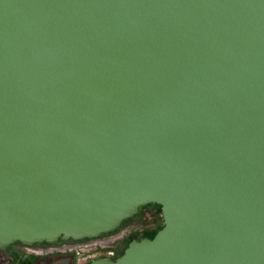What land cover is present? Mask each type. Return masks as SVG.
I'll list each match as a JSON object with an SVG mask.
<instances>
[{
    "label": "water",
    "instance_id": "1",
    "mask_svg": "<svg viewBox=\"0 0 264 264\" xmlns=\"http://www.w3.org/2000/svg\"><path fill=\"white\" fill-rule=\"evenodd\" d=\"M151 202L90 264H264V0H0V245Z\"/></svg>",
    "mask_w": 264,
    "mask_h": 264
},
{
    "label": "flooded vegetation",
    "instance_id": "2",
    "mask_svg": "<svg viewBox=\"0 0 264 264\" xmlns=\"http://www.w3.org/2000/svg\"><path fill=\"white\" fill-rule=\"evenodd\" d=\"M153 205H159V203L144 204L138 212L143 207ZM123 222L118 227L122 226ZM164 224L163 216L158 225L133 226L126 233L139 232V235H133L130 242L144 237H153ZM101 234L80 238L61 236L53 241L44 240L33 243L16 240L6 246L0 245V264H90L99 258L117 259L124 253L126 247L120 248L117 239L97 244L95 239L101 237ZM97 249L104 251L101 254H93Z\"/></svg>",
    "mask_w": 264,
    "mask_h": 264
},
{
    "label": "rangeland",
    "instance_id": "3",
    "mask_svg": "<svg viewBox=\"0 0 264 264\" xmlns=\"http://www.w3.org/2000/svg\"><path fill=\"white\" fill-rule=\"evenodd\" d=\"M162 217L163 210L161 204L143 207L133 217L125 220L122 226L117 227L109 232H105L104 234H101L102 236L95 239V242L98 244L100 242L113 241L117 239L118 246L124 249V247H127L129 245V242L133 238V235H139V232L136 233L135 231H133V233L131 234L126 233L128 229L133 226L140 227L142 224L151 226L158 225ZM101 251L100 249H97V251H94L93 254H101L104 250Z\"/></svg>",
    "mask_w": 264,
    "mask_h": 264
}]
</instances>
